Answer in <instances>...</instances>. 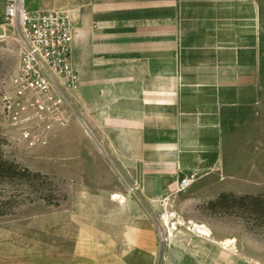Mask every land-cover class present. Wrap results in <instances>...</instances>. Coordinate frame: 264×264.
Wrapping results in <instances>:
<instances>
[{"label": "crops", "instance_id": "crops-1", "mask_svg": "<svg viewBox=\"0 0 264 264\" xmlns=\"http://www.w3.org/2000/svg\"><path fill=\"white\" fill-rule=\"evenodd\" d=\"M26 7L70 18L75 103L121 153L131 154L130 143L152 144L163 175L233 176L245 156L240 137L249 136L250 148L264 133L260 0H26ZM5 8L0 0L7 37ZM112 200L124 203L119 194ZM196 237L201 246L185 244L164 264H241L231 257L235 248Z\"/></svg>", "mask_w": 264, "mask_h": 264}, {"label": "rangeland", "instance_id": "rangeland-1", "mask_svg": "<svg viewBox=\"0 0 264 264\" xmlns=\"http://www.w3.org/2000/svg\"><path fill=\"white\" fill-rule=\"evenodd\" d=\"M7 29V37L0 35V103L20 63L14 29ZM80 114L79 129L72 119L36 148L3 137L9 130L0 117V162H10L0 167V264H164L185 244H203L196 225L220 245L235 241L231 257L241 264H264V217L233 199L217 203L224 194L264 196V133L252 137L250 148L249 136L240 137L245 156L233 176L172 177L154 166L152 144L130 143L131 154L121 153L120 142L101 141ZM187 177L194 183L182 191ZM115 194L124 203L112 200Z\"/></svg>", "mask_w": 264, "mask_h": 264}, {"label": "built area", "instance_id": "built-area-1", "mask_svg": "<svg viewBox=\"0 0 264 264\" xmlns=\"http://www.w3.org/2000/svg\"><path fill=\"white\" fill-rule=\"evenodd\" d=\"M14 29L20 63L1 98L3 137L28 148L45 147L80 111L73 94L80 84L74 66L72 23L62 12H30L26 0H6L3 33ZM86 127L87 124L82 121ZM194 183L184 178L181 190Z\"/></svg>", "mask_w": 264, "mask_h": 264}, {"label": "trees", "instance_id": "trees-1", "mask_svg": "<svg viewBox=\"0 0 264 264\" xmlns=\"http://www.w3.org/2000/svg\"><path fill=\"white\" fill-rule=\"evenodd\" d=\"M0 164H1L0 167H4V166L10 164V162L1 160ZM13 166H14V164H13ZM28 174L36 176V177H40L39 174H32L31 172H28ZM229 199H233L239 208L248 209L252 215L264 217V196L238 197L234 194H231V195L230 194H224L219 198L217 203L223 204V203L229 201Z\"/></svg>", "mask_w": 264, "mask_h": 264}, {"label": "bare ground", "instance_id": "bare-ground-1", "mask_svg": "<svg viewBox=\"0 0 264 264\" xmlns=\"http://www.w3.org/2000/svg\"><path fill=\"white\" fill-rule=\"evenodd\" d=\"M116 199H118V197H116ZM192 231L196 232V233H200L201 234H205L209 237H211V232L209 230H207L206 227H203V226H200V225H196L195 228L193 227L192 228ZM204 236V235H203ZM166 237H163L162 241L163 242H168L167 239H165ZM208 238V237H207ZM173 241V240H172ZM223 244V247H226V248H235L233 247L235 245V241L233 240H227L225 241Z\"/></svg>", "mask_w": 264, "mask_h": 264}]
</instances>
